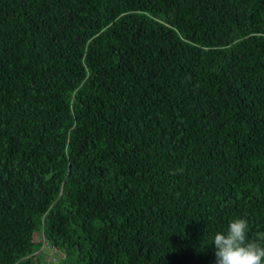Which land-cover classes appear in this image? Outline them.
<instances>
[{
  "label": "trees",
  "instance_id": "trees-1",
  "mask_svg": "<svg viewBox=\"0 0 264 264\" xmlns=\"http://www.w3.org/2000/svg\"><path fill=\"white\" fill-rule=\"evenodd\" d=\"M235 219L264 246V0H0V264H215Z\"/></svg>",
  "mask_w": 264,
  "mask_h": 264
},
{
  "label": "clouds",
  "instance_id": "clouds-1",
  "mask_svg": "<svg viewBox=\"0 0 264 264\" xmlns=\"http://www.w3.org/2000/svg\"><path fill=\"white\" fill-rule=\"evenodd\" d=\"M248 227L246 219H235L214 235L215 264H264V246L248 240Z\"/></svg>",
  "mask_w": 264,
  "mask_h": 264
},
{
  "label": "rangeland",
  "instance_id": "rangeland-1",
  "mask_svg": "<svg viewBox=\"0 0 264 264\" xmlns=\"http://www.w3.org/2000/svg\"><path fill=\"white\" fill-rule=\"evenodd\" d=\"M43 250H44V247H43V248H40V251H41V252H42ZM43 254H44V253H43ZM40 256H41V254L39 255V257H40ZM46 257L48 258V260H47V261H49V260H50V257H48V256H45V258H46ZM51 261H52V260H51ZM51 261H50V262H51Z\"/></svg>",
  "mask_w": 264,
  "mask_h": 264
}]
</instances>
